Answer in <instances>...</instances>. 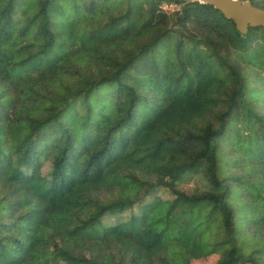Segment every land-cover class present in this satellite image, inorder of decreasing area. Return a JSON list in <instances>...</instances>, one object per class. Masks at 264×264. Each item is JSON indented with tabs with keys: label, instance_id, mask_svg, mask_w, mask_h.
Listing matches in <instances>:
<instances>
[{
	"label": "trees",
	"instance_id": "16d2710c",
	"mask_svg": "<svg viewBox=\"0 0 264 264\" xmlns=\"http://www.w3.org/2000/svg\"><path fill=\"white\" fill-rule=\"evenodd\" d=\"M209 256L264 264V27L193 0H0V264Z\"/></svg>",
	"mask_w": 264,
	"mask_h": 264
},
{
	"label": "water",
	"instance_id": "95a60500",
	"mask_svg": "<svg viewBox=\"0 0 264 264\" xmlns=\"http://www.w3.org/2000/svg\"><path fill=\"white\" fill-rule=\"evenodd\" d=\"M211 4L226 18L232 19L237 30L245 33L248 27H264V10L253 6L248 0H193Z\"/></svg>",
	"mask_w": 264,
	"mask_h": 264
},
{
	"label": "rangeland",
	"instance_id": "374dc122",
	"mask_svg": "<svg viewBox=\"0 0 264 264\" xmlns=\"http://www.w3.org/2000/svg\"><path fill=\"white\" fill-rule=\"evenodd\" d=\"M167 5L166 7L169 9H172L171 7H173V3H167L165 4ZM180 187L186 191H193L195 188H202L203 187V181L202 179H200L198 176L194 177L192 179H190L189 181H185L182 182L180 184ZM109 220H114V217H110ZM214 256H209V257H205V258H201L199 260H197L195 262V264H214Z\"/></svg>",
	"mask_w": 264,
	"mask_h": 264
},
{
	"label": "built area",
	"instance_id": "2783aa9c",
	"mask_svg": "<svg viewBox=\"0 0 264 264\" xmlns=\"http://www.w3.org/2000/svg\"><path fill=\"white\" fill-rule=\"evenodd\" d=\"M165 4H167V3H164V4L162 5V8H163L164 10L168 11V12H174V11H176V10L179 9V6H178L177 4H175V3H173L174 5H173V7H171L172 9L167 8V7H166L167 5H165Z\"/></svg>",
	"mask_w": 264,
	"mask_h": 264
}]
</instances>
